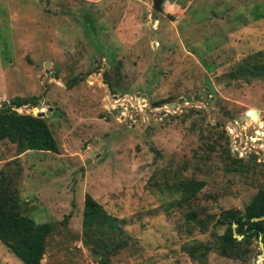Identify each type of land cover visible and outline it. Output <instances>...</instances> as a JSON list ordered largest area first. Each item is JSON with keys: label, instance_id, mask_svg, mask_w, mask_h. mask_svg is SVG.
Instances as JSON below:
<instances>
[{"label": "rangeland", "instance_id": "1", "mask_svg": "<svg viewBox=\"0 0 264 264\" xmlns=\"http://www.w3.org/2000/svg\"><path fill=\"white\" fill-rule=\"evenodd\" d=\"M46 1L0 0V107L41 96L45 103L19 113L35 115L40 107L59 147L18 153L0 140V175L27 215L53 224L41 264H99L83 242L86 193L123 220L130 236L109 264H242L216 250L190 257L192 245L212 244V232L224 227L211 222L201 230L185 214L243 208L264 187V79L225 76L264 49V18L245 25L234 19L264 0H165L162 12L153 0ZM85 12L95 33L85 32ZM118 61L123 95L109 93L103 81ZM166 98L200 111L174 118L148 111L151 101ZM236 122L239 137L230 134ZM233 143L245 147L243 157L257 155L251 170H232L225 149ZM178 177L205 181L189 206L177 204L165 185ZM251 247L247 264H264L262 242L254 237ZM0 264L24 263L0 241Z\"/></svg>", "mask_w": 264, "mask_h": 264}, {"label": "trees", "instance_id": "2", "mask_svg": "<svg viewBox=\"0 0 264 264\" xmlns=\"http://www.w3.org/2000/svg\"><path fill=\"white\" fill-rule=\"evenodd\" d=\"M46 2L49 3L50 1L47 0ZM206 12H211L212 15L217 16V11L210 8ZM89 14V12L83 14L84 19H86L83 27L85 32L95 33V24L90 20ZM261 18H264V6L257 2L250 8L247 15L238 12L234 16V19L241 20L242 25L247 24L248 20ZM212 65L206 67L210 68ZM109 66H114L112 69L114 70L113 77L109 73L111 68L106 67L103 72V81L107 84L110 93H120L121 95L127 93V88L119 86L120 62L109 64ZM225 76L229 81L250 82L254 79H264V49L253 52L239 60ZM83 78L84 75L73 77L67 81V85L71 87ZM40 99L41 96L14 97L9 102H3L0 107V140L6 139L15 144L18 153L26 150L59 153L57 141L44 116L38 117L36 114L19 113L12 108L23 104L36 106ZM175 101L174 98L154 100L151 101L150 106H162ZM36 110L34 111L38 112ZM188 110L192 113L200 111L192 106ZM188 110L186 109L185 112ZM160 113L164 114L165 112L161 111ZM178 115L180 113H167L164 116L174 118ZM225 151L231 159L233 171H237L239 166L251 170L256 164V160H251L250 156L235 157L232 149H225ZM165 185L171 194L178 196L177 204L184 203L189 206L191 205L190 201L205 186V181L178 177L172 183H165ZM18 199L12 182L1 173L0 241L8 251L24 264H41L46 250L47 238L53 230V224L49 221L37 223L25 213ZM185 218L189 224L196 225L201 230L207 229L211 222L215 226L224 227L220 234L212 232L214 239L212 244L198 243L192 245L188 251L190 257H204L210 250H216L221 256L247 264L252 253V239L254 237L259 239L264 247V187L259 188L243 208H227L221 210L217 216L206 214L204 217H200L194 209H190L186 212ZM122 221L108 213L89 193L84 195L82 210L83 242L89 247L92 254L98 257L99 264H109V255L115 254L127 246L130 236L121 225Z\"/></svg>", "mask_w": 264, "mask_h": 264}, {"label": "built area", "instance_id": "3", "mask_svg": "<svg viewBox=\"0 0 264 264\" xmlns=\"http://www.w3.org/2000/svg\"><path fill=\"white\" fill-rule=\"evenodd\" d=\"M114 95H117V94H114ZM110 98V97H109ZM108 98V99H109ZM108 99H107V102H108ZM41 102H43V103H45V100H42V99H40L39 100V102H38V104L39 103H41ZM182 102H184V100H182ZM185 103H187V102H185ZM171 103H169V104H164V105H162V106H148V111L151 113V114H154V115H156L157 113H160L161 111H164L165 113L163 114V115H166L167 113H178L179 111H182V109L180 108L179 109V106H175V104L173 105V106H171L170 105ZM25 104H23V105H21V106H24ZM21 106H18V107H12L14 110H16L17 112H22V110H20L21 109ZM27 107V106H26ZM40 107H38L37 108V110L36 111H40V109H39ZM26 110V109H25ZM23 113H32V111L31 110H29V111H25V112H23ZM230 126H232L233 128V130H232V132H230V134H233L235 137H239V132H238V126H239V123H235V124H229ZM228 127V128H227ZM243 128H245V127H243ZM226 129H227V131H228V129H229V126L227 125L226 126ZM229 133V132H228ZM234 143H235V140H234ZM233 143V146H232V149L233 150H235L237 153H238V157H243L244 155H248L247 154V151H246V149H245V147H242V148H240L239 146H240V144H238V145H236V144H234ZM233 150H232V152H233ZM252 150V148H249V150H248V152H250ZM257 156V155H256Z\"/></svg>", "mask_w": 264, "mask_h": 264}, {"label": "water", "instance_id": "4", "mask_svg": "<svg viewBox=\"0 0 264 264\" xmlns=\"http://www.w3.org/2000/svg\"><path fill=\"white\" fill-rule=\"evenodd\" d=\"M165 0H153V9L156 11V12H162V10H163V2H164ZM151 18L152 19H155V14H153V15H151ZM109 93H110V91H109ZM138 95H140L139 93H137V96ZM141 96H145V94H142ZM105 102H107V100H105ZM171 106H173L174 104H170ZM27 108H31V106L29 105V104H27ZM51 109V108H50ZM251 111V109H248L244 114H241L240 115V119L241 120H244L245 118H247V114L249 113ZM253 111H254V114H258V110L257 109H253ZM45 115V112L44 111H38V112H36V116H38V117H43ZM233 155L235 156V157H238V153L235 151V150H233ZM250 159L251 160H255L256 159V154H254L253 156H250Z\"/></svg>", "mask_w": 264, "mask_h": 264}, {"label": "bare ground", "instance_id": "5", "mask_svg": "<svg viewBox=\"0 0 264 264\" xmlns=\"http://www.w3.org/2000/svg\"><path fill=\"white\" fill-rule=\"evenodd\" d=\"M248 116H251V114H248ZM253 118H257V114H252Z\"/></svg>", "mask_w": 264, "mask_h": 264}]
</instances>
